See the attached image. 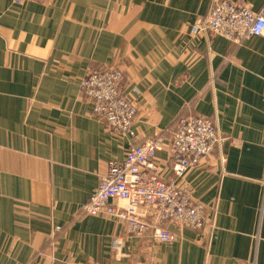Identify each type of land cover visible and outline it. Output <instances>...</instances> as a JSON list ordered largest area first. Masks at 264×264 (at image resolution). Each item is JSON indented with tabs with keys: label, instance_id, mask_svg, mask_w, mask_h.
I'll return each instance as SVG.
<instances>
[{
	"label": "crops",
	"instance_id": "obj_1",
	"mask_svg": "<svg viewBox=\"0 0 264 264\" xmlns=\"http://www.w3.org/2000/svg\"><path fill=\"white\" fill-rule=\"evenodd\" d=\"M210 2L0 0V264H264V36L193 35ZM248 2L264 16V0ZM110 67L137 100L134 138L81 95L89 69ZM187 107L227 138L182 179L206 207L205 229L170 225L177 239L159 243L80 216L131 145L162 137L159 174L174 179L168 137Z\"/></svg>",
	"mask_w": 264,
	"mask_h": 264
},
{
	"label": "built area",
	"instance_id": "obj_2",
	"mask_svg": "<svg viewBox=\"0 0 264 264\" xmlns=\"http://www.w3.org/2000/svg\"><path fill=\"white\" fill-rule=\"evenodd\" d=\"M28 1L13 0L21 6ZM191 32L220 36L241 45L252 37L264 36V16L251 9L248 0H211L207 14L192 26ZM125 77L118 68H91L80 82V92L93 105V115L109 130L134 138L139 108L137 100L125 91ZM189 109L179 114L168 137L172 181L159 174L158 154L165 146L162 137L131 145L123 161L109 163L97 189L81 205L80 216L115 218L123 223L125 236H150L159 243L177 239L170 225L205 229L206 207L194 199L192 188L182 179L222 149L227 138L213 119L193 115ZM61 230L55 228L56 232ZM210 232L214 233L213 226ZM125 236L112 239L116 255L125 256L121 253Z\"/></svg>",
	"mask_w": 264,
	"mask_h": 264
}]
</instances>
